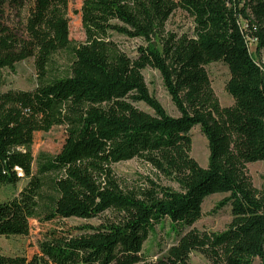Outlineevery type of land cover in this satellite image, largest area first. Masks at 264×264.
<instances>
[{"label": "trees", "instance_id": "16d2710c", "mask_svg": "<svg viewBox=\"0 0 264 264\" xmlns=\"http://www.w3.org/2000/svg\"><path fill=\"white\" fill-rule=\"evenodd\" d=\"M68 0H0L1 71L33 60L31 91H0V186H25L0 202V237H26L29 221L91 220L109 212L114 220L77 232L54 228L31 257L4 256L0 264H146L142 248L154 226L169 221L178 236L157 264H190L197 253L210 264H264V189L251 185L246 166L264 162V65L249 52L264 50V0H84V42L72 44ZM25 11L17 25L5 9ZM180 10L191 34L165 31ZM140 40L128 57L113 37ZM64 52L67 67L56 63ZM222 63L221 107L205 70ZM156 71L179 117L168 116L149 93L142 72ZM144 105L149 112L136 105ZM63 127L54 155L32 156L35 134ZM207 142L205 168L190 157V132ZM139 160L178 190L146 180L122 189L115 164ZM228 195L231 220L221 233L192 226L204 200ZM185 231V232H183Z\"/></svg>", "mask_w": 264, "mask_h": 264}, {"label": "rangeland", "instance_id": "374dc122", "mask_svg": "<svg viewBox=\"0 0 264 264\" xmlns=\"http://www.w3.org/2000/svg\"><path fill=\"white\" fill-rule=\"evenodd\" d=\"M28 2V0H25ZM84 0H68L66 19L68 20V38L72 44L84 42V32L81 27L80 8ZM179 1V0H173ZM15 10L5 9V23L10 26L17 25L18 20H22L25 11L20 10L16 15ZM192 21L182 11L176 10L168 19L165 25V31L181 34H191ZM113 40L118 47L128 57H134L136 48L142 46L140 40H130L114 36ZM249 52L259 64L264 65V50L256 51L253 44H248ZM56 63L61 67H67L68 57L64 52H59L55 57ZM210 80L212 91L221 107H229L233 101L225 91V83L228 80V70L220 62L213 63L205 67ZM145 84L149 93L161 105L165 113L173 118L179 117L178 111L173 106L167 92L164 90L158 73L152 69H145L142 72ZM4 79V86L0 88L1 92L7 90L31 91L35 87V72L33 60H24L15 66L14 72L7 70L1 71ZM142 111L149 112L142 105H136ZM191 153L190 157L196 163L205 168L208 159L207 142L196 127L190 132ZM65 131L63 127L53 128L47 134H35L32 145L33 159L40 153L54 155L58 153L63 146ZM113 172L116 180L122 189H136L147 184L146 180L152 181L161 187L170 188L177 191L178 188L171 180L163 177L158 172L151 169L139 160L133 159L121 162L113 166ZM247 175L254 189L261 191L264 189V162H256L246 166ZM26 181L22 179L14 187L0 186V202L16 197L25 186ZM228 195L216 194L206 198L201 208V218L192 226L202 233H221L231 220L229 206L217 208L219 202ZM114 220L112 213H105L98 218L91 220L68 219L54 223H44L38 220L29 221V232L26 237H0V254L4 256H26L31 257L38 253V245L44 240L48 231L57 228L63 232H77V229L86 226H97L106 221ZM185 232V231H183ZM178 236L170 229L169 221L162 220L154 226L149 233L147 240L142 248V257L146 264H157L164 260L170 247H172ZM190 264H210L205 258L197 253L189 256ZM252 264H261L259 259H254Z\"/></svg>", "mask_w": 264, "mask_h": 264}]
</instances>
